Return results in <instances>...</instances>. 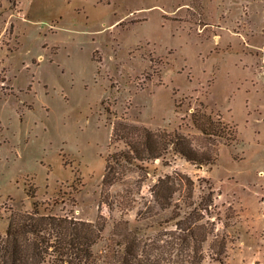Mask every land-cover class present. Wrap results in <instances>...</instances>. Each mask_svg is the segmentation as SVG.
<instances>
[{
  "label": "rangeland",
  "instance_id": "1",
  "mask_svg": "<svg viewBox=\"0 0 264 264\" xmlns=\"http://www.w3.org/2000/svg\"><path fill=\"white\" fill-rule=\"evenodd\" d=\"M202 109L233 127L229 143L194 127ZM117 122L178 130L217 159L115 163L94 252L118 224L168 238L190 189L167 207L151 189L182 174L191 201L211 189L203 221L227 238L220 262L209 235L200 264H264V0H0V233L33 201L94 221L105 161L127 147L111 139Z\"/></svg>",
  "mask_w": 264,
  "mask_h": 264
},
{
  "label": "trees",
  "instance_id": "2",
  "mask_svg": "<svg viewBox=\"0 0 264 264\" xmlns=\"http://www.w3.org/2000/svg\"><path fill=\"white\" fill-rule=\"evenodd\" d=\"M191 121L205 139H218V143L225 139L229 143L235 135L232 126L214 119L205 109L192 112ZM122 124H114L111 139H121L127 147L105 161L96 219L45 213L34 201L30 210H11L6 229L0 233V264H200L202 245L209 235L210 247L218 255L217 260L222 261L226 235L216 231L214 220L203 221L205 213L210 217L216 209L213 193L210 189L198 201H191L193 182L189 178L182 181V174L176 178H159L151 189L154 200L162 207L171 205L173 194L180 186L185 184L190 189L181 198L189 209L179 218L176 217L180 213L174 212L175 228L169 231L168 238L162 234L143 236L137 229L118 224L107 248L99 253L93 251L106 224L102 204L112 208L108 189L119 179L115 175V163L155 159L170 150L198 165L213 164L217 159L216 145L197 150L192 140L178 130L151 129L137 124H126L124 129Z\"/></svg>",
  "mask_w": 264,
  "mask_h": 264
}]
</instances>
